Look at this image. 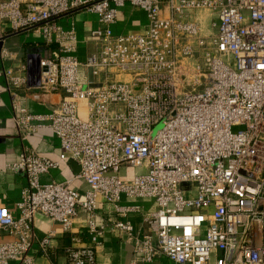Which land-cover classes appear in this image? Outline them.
<instances>
[{"label":"built area","instance_id":"built-area-1","mask_svg":"<svg viewBox=\"0 0 264 264\" xmlns=\"http://www.w3.org/2000/svg\"><path fill=\"white\" fill-rule=\"evenodd\" d=\"M126 4L147 23L115 35ZM198 8L214 17L208 41L189 15ZM77 11L97 18L88 35L95 51L83 64L74 56V28L57 23ZM30 29L41 40L29 51L39 57L36 87L64 97L50 113L31 114L28 76L4 70L12 122L22 138L49 128L59 160L75 162L88 188L81 196L72 181H43L59 161L25 147L7 165L26 186L16 215L0 206V264H34L28 252L36 215L69 235L68 264H96L94 246L73 233L77 207L94 245L106 228L121 233L137 262L164 256L174 264H264V0H0V41ZM1 56L13 53L2 47ZM81 68L92 69V88ZM145 163V172L127 176ZM122 196L151 199L155 210L141 214L121 205ZM99 199L113 207L108 224L96 221ZM137 213L135 226L127 218ZM52 233L38 243L45 255Z\"/></svg>","mask_w":264,"mask_h":264},{"label":"crops","instance_id":"crops-1","mask_svg":"<svg viewBox=\"0 0 264 264\" xmlns=\"http://www.w3.org/2000/svg\"><path fill=\"white\" fill-rule=\"evenodd\" d=\"M7 2L8 0H1ZM26 1V0H22ZM195 12L193 21L199 24L200 35L205 37L207 34V19H212L211 15ZM64 30L71 27L74 28L77 38V48L74 56L78 62L83 64L87 58L95 51L94 43L89 39V32L97 27V18L94 14L87 11H77L68 14L57 20ZM147 23L146 14L136 8H132L128 4L118 9L116 23L112 26L113 34H126L127 32L141 31ZM206 27V28H205ZM41 43L40 38L33 30L21 31L18 33H7L2 41H0V206L17 214L15 204L21 198V192L26 186L25 177L21 172L13 173L7 169V165L18 161V156L25 147H30L41 157H45L52 161H59V167L51 171L48 175L42 177L43 181H72V188L81 196L87 191V185L76 178L71 160L61 161L60 144L52 131L47 128H40L35 133L22 138L13 122L11 116V97L5 89L4 70H10L16 75L26 74L28 67L32 64V60L28 58L29 51L34 44ZM195 44V41L191 43ZM7 48L13 53L10 60H3L1 56V48ZM46 54H51L56 50V46L45 49ZM44 52V49L42 50ZM43 53V54H45ZM24 69V70H23ZM84 75V76H81ZM87 70L80 69V79L83 83L86 78ZM23 91H19L20 95H24ZM26 106L31 114L45 115L55 108L64 94L56 92L46 94L37 89L36 86H30L25 93ZM80 110L84 109V103H80ZM136 170V169H134ZM123 171V170H122ZM125 172V170H124ZM125 197H121V205H136L140 207L141 214H145L150 210L143 211V202L135 201L130 203ZM136 200V199H132ZM154 204V203H153ZM154 209L155 205H152ZM153 211V210H152ZM76 218L73 225V233L82 239L83 245L94 246L96 264H174L164 256H158L150 263H141L135 261L133 255L132 242L123 234L113 232L106 228L103 234L98 238V242L94 245L87 233L86 221L87 216L80 207L76 209ZM141 214H131L129 219L135 226L141 219ZM115 214L111 204L98 200V209L96 211L97 223H109L115 220ZM34 230L36 241L28 252L34 264H68L63 253V248L69 244V235L63 233L61 227L42 215H36L34 219ZM52 233L49 243L47 255L43 254L39 247V240ZM9 264H19L18 260L11 261Z\"/></svg>","mask_w":264,"mask_h":264},{"label":"rangeland","instance_id":"rangeland-1","mask_svg":"<svg viewBox=\"0 0 264 264\" xmlns=\"http://www.w3.org/2000/svg\"><path fill=\"white\" fill-rule=\"evenodd\" d=\"M200 12V13H202V17L204 18V13L206 12L207 13V15H211V18L212 19H207V21H206V23H207V34L208 35H206L205 37H206V40L208 41L209 39H211V37L214 35V32H215V29H214V17L212 16V14L210 13V11H208L207 9H204V8H198V9H192V10H190V12H189V15H190V17H192V19L194 18V13L195 12ZM200 34H198V36H199ZM197 37V36H196ZM196 37H194L192 40H191V43L193 42V41H195L196 42ZM200 37H202V36H200ZM81 76H84V75H81ZM85 79H87V75H86V78ZM79 116L82 118V119H86V116H85V110L83 109V110H80L79 111ZM147 170V166H146V163L144 164V166H143V169H136V170H127V176H132V175H134V174H139V173H143V172H145ZM135 201H138L137 199L136 200H129V202L130 203H136ZM139 201L140 202H145L144 203V205H143V211H147V209L148 210H150V211H152V210H155V207H154V209H152L153 207H152V205L154 206V204H153V200H151V199H148V198H139ZM138 201V202H139Z\"/></svg>","mask_w":264,"mask_h":264},{"label":"water","instance_id":"water-1","mask_svg":"<svg viewBox=\"0 0 264 264\" xmlns=\"http://www.w3.org/2000/svg\"><path fill=\"white\" fill-rule=\"evenodd\" d=\"M28 58L33 61L32 64L29 65L28 71H27L29 86H37L38 81H39V67H38L39 57L29 55ZM93 81H94V79H93L92 69L88 68L86 86L92 88L94 86ZM71 165H72L75 173L77 174L79 172L78 165L73 161H71ZM182 189L186 190L187 184H182Z\"/></svg>","mask_w":264,"mask_h":264},{"label":"trees","instance_id":"trees-1","mask_svg":"<svg viewBox=\"0 0 264 264\" xmlns=\"http://www.w3.org/2000/svg\"><path fill=\"white\" fill-rule=\"evenodd\" d=\"M68 245H69V244H68ZM68 245H67V246H68ZM65 247H66V246H65ZM63 249H64V248H63Z\"/></svg>","mask_w":264,"mask_h":264}]
</instances>
